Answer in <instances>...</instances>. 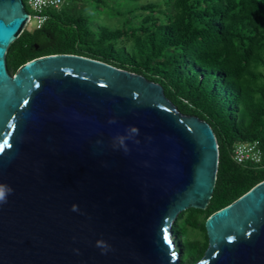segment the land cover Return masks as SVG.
<instances>
[{
	"label": "water",
	"instance_id": "water-1",
	"mask_svg": "<svg viewBox=\"0 0 264 264\" xmlns=\"http://www.w3.org/2000/svg\"><path fill=\"white\" fill-rule=\"evenodd\" d=\"M28 18L0 0V264H264V180L206 219L204 254L183 263L171 228L212 198V127L98 60L49 55L10 74Z\"/></svg>",
	"mask_w": 264,
	"mask_h": 264
},
{
	"label": "trees",
	"instance_id": "trees-1",
	"mask_svg": "<svg viewBox=\"0 0 264 264\" xmlns=\"http://www.w3.org/2000/svg\"><path fill=\"white\" fill-rule=\"evenodd\" d=\"M27 10V7H26ZM40 29L9 46L10 74L27 62L72 54L98 60L160 84L185 115L205 120L219 162L205 210L188 209L172 224L183 263L202 257L206 219L264 180V0H66L46 11ZM257 142L260 162L237 163L233 148ZM182 224L204 240L189 242Z\"/></svg>",
	"mask_w": 264,
	"mask_h": 264
},
{
	"label": "built area",
	"instance_id": "built-area-1",
	"mask_svg": "<svg viewBox=\"0 0 264 264\" xmlns=\"http://www.w3.org/2000/svg\"><path fill=\"white\" fill-rule=\"evenodd\" d=\"M25 8H29L31 12H28L29 18L27 25L31 20L35 21V28L40 29L47 21V10L59 9L63 6L66 0H23ZM26 25V26H27ZM257 142L252 143H239L233 148V158L237 163H243L245 161L260 162L261 151L258 148Z\"/></svg>",
	"mask_w": 264,
	"mask_h": 264
},
{
	"label": "rangeland",
	"instance_id": "rangeland-1",
	"mask_svg": "<svg viewBox=\"0 0 264 264\" xmlns=\"http://www.w3.org/2000/svg\"><path fill=\"white\" fill-rule=\"evenodd\" d=\"M27 11L28 12H31V10H29V8H27ZM35 26V21L34 20H31V22L26 26V29L28 31H33L34 30V27ZM184 230H185V235H184V242L186 243V248H185V259L188 260L191 256H190V249L188 247V243L189 242H201L204 240V237H203V234L198 231V230H195L193 228H190L188 227L187 225L185 224H182Z\"/></svg>",
	"mask_w": 264,
	"mask_h": 264
},
{
	"label": "clouds",
	"instance_id": "clouds-1",
	"mask_svg": "<svg viewBox=\"0 0 264 264\" xmlns=\"http://www.w3.org/2000/svg\"><path fill=\"white\" fill-rule=\"evenodd\" d=\"M6 191L8 194H10L12 190L10 188L5 189L3 186H0V202H3V203L7 202L6 198H5L6 197ZM72 210L77 211L78 210L77 206L74 205Z\"/></svg>",
	"mask_w": 264,
	"mask_h": 264
}]
</instances>
